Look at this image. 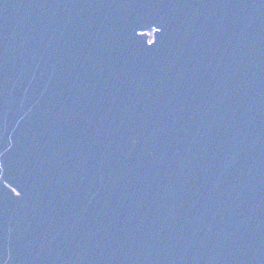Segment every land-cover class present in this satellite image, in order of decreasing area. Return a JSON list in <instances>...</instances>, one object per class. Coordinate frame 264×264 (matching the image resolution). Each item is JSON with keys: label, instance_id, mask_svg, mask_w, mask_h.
<instances>
[{"label": "water", "instance_id": "obj_1", "mask_svg": "<svg viewBox=\"0 0 264 264\" xmlns=\"http://www.w3.org/2000/svg\"><path fill=\"white\" fill-rule=\"evenodd\" d=\"M0 264H264V0H0Z\"/></svg>", "mask_w": 264, "mask_h": 264}, {"label": "rangeland", "instance_id": "obj_2", "mask_svg": "<svg viewBox=\"0 0 264 264\" xmlns=\"http://www.w3.org/2000/svg\"><path fill=\"white\" fill-rule=\"evenodd\" d=\"M148 33L151 35V31L149 30Z\"/></svg>", "mask_w": 264, "mask_h": 264}]
</instances>
